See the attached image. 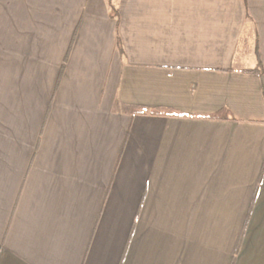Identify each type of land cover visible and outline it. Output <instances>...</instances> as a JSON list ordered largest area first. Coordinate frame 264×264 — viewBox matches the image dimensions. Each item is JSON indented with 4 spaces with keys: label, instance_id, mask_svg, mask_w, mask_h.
Segmentation results:
<instances>
[{
    "label": "crops",
    "instance_id": "obj_1",
    "mask_svg": "<svg viewBox=\"0 0 264 264\" xmlns=\"http://www.w3.org/2000/svg\"><path fill=\"white\" fill-rule=\"evenodd\" d=\"M112 1L0 0V264H264V0Z\"/></svg>",
    "mask_w": 264,
    "mask_h": 264
},
{
    "label": "trees",
    "instance_id": "obj_2",
    "mask_svg": "<svg viewBox=\"0 0 264 264\" xmlns=\"http://www.w3.org/2000/svg\"><path fill=\"white\" fill-rule=\"evenodd\" d=\"M110 2V8H111V11H112V15L113 17H118V10L116 8V6L113 4V1L112 0H109ZM133 113H150V114H153V115H170L172 112L171 111H165V110H153V111H147V110H139V111H132ZM226 116V119H228V114H225ZM211 118L213 119H217L219 118V116L217 115H214L212 116Z\"/></svg>",
    "mask_w": 264,
    "mask_h": 264
}]
</instances>
